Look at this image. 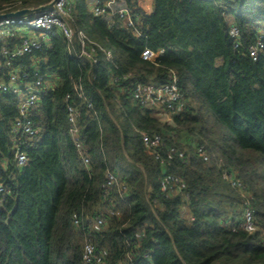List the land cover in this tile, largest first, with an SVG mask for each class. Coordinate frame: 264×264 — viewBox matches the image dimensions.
<instances>
[{"label":"trees","instance_id":"16d2710c","mask_svg":"<svg viewBox=\"0 0 264 264\" xmlns=\"http://www.w3.org/2000/svg\"><path fill=\"white\" fill-rule=\"evenodd\" d=\"M52 1L0 0V14ZM139 1L127 3L140 37L123 23L110 29L87 0H71L74 26L113 53L112 62L102 56L91 73L88 62L77 60L76 44L70 48L57 31L42 52L5 70L31 73L41 62L42 74L59 81L30 113L39 134L22 138L28 157L22 170L11 142L20 99L0 93V185L6 189L0 264H83L86 242L103 255L102 264H264V56L254 60L247 52L264 42V0H152L151 14ZM234 27L243 48L235 49L229 36ZM147 48L165 55L146 62ZM170 71L185 102L176 114L131 104L109 81L116 75L167 83ZM69 105L80 112L89 167L70 135ZM144 134L161 138L154 150L160 159ZM107 171L116 175L110 189ZM169 175L182 181V191L165 183ZM248 209L253 233L245 229ZM96 219L103 221L100 229L92 225Z\"/></svg>","mask_w":264,"mask_h":264},{"label":"built area","instance_id":"2783aa9c","mask_svg":"<svg viewBox=\"0 0 264 264\" xmlns=\"http://www.w3.org/2000/svg\"><path fill=\"white\" fill-rule=\"evenodd\" d=\"M87 2L91 13L105 21L110 29L116 28L119 23H123L126 29L135 31V34L139 37L143 36L137 30V19L134 15V9L128 5L127 0H87ZM139 3L140 7H142L141 0ZM144 10L148 14H151L152 6L148 5V9ZM74 23V10L71 0H55L52 8L35 11L21 17L0 19V40H12L11 43L7 41L0 45V93H11L20 99V116L15 121L11 138L12 151L15 155V166L20 170L28 164L27 155L21 151L22 138L25 136L32 138L39 134V131L34 127L30 119V113L40 101L41 96L55 88L59 79L53 75L42 74L41 62L34 64L31 73L28 70L16 69L6 74L4 73L5 70L13 62L22 61L33 53L42 52L50 33L54 31H57L65 38L70 48L76 44L78 48L76 54L77 60L88 62L91 68L90 73L93 68L100 65L102 56H105L108 62H112L113 53L93 41L84 30L77 29ZM229 36L235 49L243 48L241 34L237 27L229 31ZM247 52L254 60L264 56V42L260 41L255 45L249 46ZM164 55V50L153 51L147 48L142 52L141 58L146 62L157 64ZM109 81L113 86L122 87V95L126 96L131 104L140 108L155 111L161 109L170 114H176L185 106L179 89V78L173 71L168 73L167 83L159 81L137 82L132 81L131 76L121 77L116 75L110 76ZM129 81L131 86L125 88L124 84H127ZM75 91L81 94L82 88L76 85ZM67 99H71V96H67ZM67 110L71 138L79 150L84 164L86 167H89L90 158L87 157L84 151L85 147L80 141L78 128L80 112L74 105H69ZM142 139L147 149L155 155L156 159H160L154 150L161 146V138L159 136L151 137L148 134H144ZM199 152L204 156L205 160H208L203 148H200ZM174 153L175 150L172 149L170 154ZM179 156L183 158L182 153ZM228 180L234 186H241L237 183L234 175H228ZM164 181L167 185H172L179 192L183 189V183L178 178L169 175L165 177ZM115 182V173L107 171L106 189L112 188ZM4 194H6V189L1 184L0 195ZM87 221L91 223L90 220L87 219ZM73 222L78 227L82 223L78 217H75ZM92 225L95 229H100L103 221L96 219ZM245 229L250 233L256 231L253 212L250 209L247 210L245 215ZM103 258V255L97 252L96 247L92 243L86 242L83 251V264H102ZM145 258L147 259L148 256L146 255Z\"/></svg>","mask_w":264,"mask_h":264},{"label":"water","instance_id":"95a60500","mask_svg":"<svg viewBox=\"0 0 264 264\" xmlns=\"http://www.w3.org/2000/svg\"><path fill=\"white\" fill-rule=\"evenodd\" d=\"M54 1L50 2L47 5L41 6L39 8H36V9H27V10L17 11L15 13L2 14V15H0V19L10 18V17H21V16H24V15L33 13L35 11L49 9V8H52L53 7Z\"/></svg>","mask_w":264,"mask_h":264},{"label":"rangeland","instance_id":"374dc122","mask_svg":"<svg viewBox=\"0 0 264 264\" xmlns=\"http://www.w3.org/2000/svg\"><path fill=\"white\" fill-rule=\"evenodd\" d=\"M149 1L150 0H141V4H142V7L144 8V9H148V4H149ZM105 49L107 48V49H109V44L108 43H106V42H102V44H101Z\"/></svg>","mask_w":264,"mask_h":264},{"label":"crops","instance_id":"0c3cea01","mask_svg":"<svg viewBox=\"0 0 264 264\" xmlns=\"http://www.w3.org/2000/svg\"><path fill=\"white\" fill-rule=\"evenodd\" d=\"M148 5H149V6H152V0L149 1V4H148Z\"/></svg>","mask_w":264,"mask_h":264}]
</instances>
